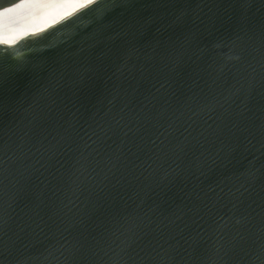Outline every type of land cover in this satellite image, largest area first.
I'll use <instances>...</instances> for the list:
<instances>
[{
  "label": "water",
  "instance_id": "1",
  "mask_svg": "<svg viewBox=\"0 0 264 264\" xmlns=\"http://www.w3.org/2000/svg\"><path fill=\"white\" fill-rule=\"evenodd\" d=\"M0 264H264V0H0Z\"/></svg>",
  "mask_w": 264,
  "mask_h": 264
}]
</instances>
